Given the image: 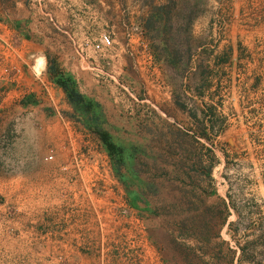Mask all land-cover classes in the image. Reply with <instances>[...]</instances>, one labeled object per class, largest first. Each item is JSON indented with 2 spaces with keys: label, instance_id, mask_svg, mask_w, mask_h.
<instances>
[{
  "label": "rangeland",
  "instance_id": "1",
  "mask_svg": "<svg viewBox=\"0 0 264 264\" xmlns=\"http://www.w3.org/2000/svg\"><path fill=\"white\" fill-rule=\"evenodd\" d=\"M6 21L47 70L0 81V264H264V0H0V43Z\"/></svg>",
  "mask_w": 264,
  "mask_h": 264
},
{
  "label": "crops",
  "instance_id": "2",
  "mask_svg": "<svg viewBox=\"0 0 264 264\" xmlns=\"http://www.w3.org/2000/svg\"><path fill=\"white\" fill-rule=\"evenodd\" d=\"M12 29L10 21L2 25V32L5 35L1 36L2 42L0 43V47L3 48L0 60V81L4 82V92L7 97L18 98L44 94L41 85H43L47 70V60L43 46L34 38L21 37L18 42L16 38L14 39L16 36L12 35ZM45 88L48 89L47 86ZM31 172L39 176L38 171ZM55 185L58 186V184ZM72 232L75 233L73 228ZM94 259H86L85 256L78 255L79 263L77 264H96V259L95 261Z\"/></svg>",
  "mask_w": 264,
  "mask_h": 264
},
{
  "label": "trees",
  "instance_id": "3",
  "mask_svg": "<svg viewBox=\"0 0 264 264\" xmlns=\"http://www.w3.org/2000/svg\"><path fill=\"white\" fill-rule=\"evenodd\" d=\"M203 135H206V134H202L201 136L202 137H206V136H203ZM184 137L187 138V140L189 139H193L191 135L189 134H184ZM187 146H189V144H187ZM202 146V145H201ZM190 148V147H189ZM210 164L208 165V169H211L214 164H216V160H215V157L213 156L210 160ZM197 163H199L198 165H201V160H199L198 162L194 163V165ZM228 199H230V196H226ZM229 206H230V202L228 203L225 199H219V204H218V207L216 208L217 209V214L216 216L214 215L210 220H208V222L202 226V232L200 233V235L204 236V237H207L208 240L211 239V236L213 237V235L211 234L212 233V230H214V235H218V231L221 230V228L224 226V224H226V221L230 215V212H229ZM211 209V208H210ZM206 210H208L206 208ZM217 229V230H216ZM203 252V251H202ZM204 253V252H203ZM230 253L232 255H234L235 253L232 252L230 250Z\"/></svg>",
  "mask_w": 264,
  "mask_h": 264
},
{
  "label": "built area",
  "instance_id": "4",
  "mask_svg": "<svg viewBox=\"0 0 264 264\" xmlns=\"http://www.w3.org/2000/svg\"><path fill=\"white\" fill-rule=\"evenodd\" d=\"M112 41L109 36L103 35L100 38V42L95 45L96 50H100L102 47H109L111 45ZM49 159H52L50 156Z\"/></svg>",
  "mask_w": 264,
  "mask_h": 264
},
{
  "label": "bare ground",
  "instance_id": "5",
  "mask_svg": "<svg viewBox=\"0 0 264 264\" xmlns=\"http://www.w3.org/2000/svg\"><path fill=\"white\" fill-rule=\"evenodd\" d=\"M41 65V64H40Z\"/></svg>",
  "mask_w": 264,
  "mask_h": 264
}]
</instances>
